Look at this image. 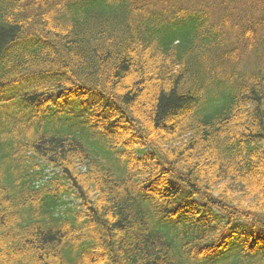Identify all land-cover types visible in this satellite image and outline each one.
I'll return each instance as SVG.
<instances>
[{
	"label": "trees",
	"instance_id": "obj_1",
	"mask_svg": "<svg viewBox=\"0 0 264 264\" xmlns=\"http://www.w3.org/2000/svg\"><path fill=\"white\" fill-rule=\"evenodd\" d=\"M0 264H264V0H0Z\"/></svg>",
	"mask_w": 264,
	"mask_h": 264
}]
</instances>
